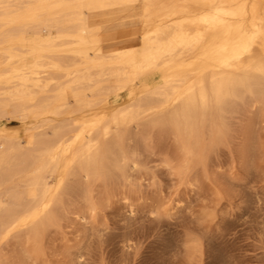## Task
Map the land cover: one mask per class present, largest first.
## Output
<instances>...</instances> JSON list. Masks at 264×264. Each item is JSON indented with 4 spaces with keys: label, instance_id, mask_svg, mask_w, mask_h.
<instances>
[{
    "label": "bare ground",
    "instance_id": "obj_1",
    "mask_svg": "<svg viewBox=\"0 0 264 264\" xmlns=\"http://www.w3.org/2000/svg\"><path fill=\"white\" fill-rule=\"evenodd\" d=\"M126 26L140 27L132 43H105ZM258 76L264 0H0V245L20 234L22 264L44 257L62 196L123 167L133 130L168 128L191 150L215 105Z\"/></svg>",
    "mask_w": 264,
    "mask_h": 264
},
{
    "label": "rangeland",
    "instance_id": "obj_2",
    "mask_svg": "<svg viewBox=\"0 0 264 264\" xmlns=\"http://www.w3.org/2000/svg\"><path fill=\"white\" fill-rule=\"evenodd\" d=\"M139 14L136 6L126 15L94 21ZM139 32V26H126L103 34L105 43L119 45L132 43ZM252 80L260 85H239L233 96H224L223 106L215 105L219 112L214 107L204 120L191 150L178 147L168 128L133 130L134 147H121L123 167L109 164V173L95 175L88 197L77 179L79 186L62 196L58 219L45 234L44 257L27 263L69 264L75 257L84 264H264V77ZM207 122L221 123L219 130ZM19 236L2 242L0 264L23 263Z\"/></svg>",
    "mask_w": 264,
    "mask_h": 264
},
{
    "label": "crops",
    "instance_id": "obj_3",
    "mask_svg": "<svg viewBox=\"0 0 264 264\" xmlns=\"http://www.w3.org/2000/svg\"><path fill=\"white\" fill-rule=\"evenodd\" d=\"M112 45V44H111Z\"/></svg>",
    "mask_w": 264,
    "mask_h": 264
}]
</instances>
